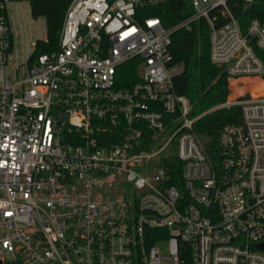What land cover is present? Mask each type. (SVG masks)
<instances>
[{"label": "built area", "instance_id": "2783aa9c", "mask_svg": "<svg viewBox=\"0 0 264 264\" xmlns=\"http://www.w3.org/2000/svg\"><path fill=\"white\" fill-rule=\"evenodd\" d=\"M168 1L71 0L57 49L36 53L45 36L24 57L15 11L32 0H0V264H264V19L244 29L240 0L144 15ZM200 19L212 63L249 89L193 114L171 45ZM235 105L212 157L196 124Z\"/></svg>", "mask_w": 264, "mask_h": 264}, {"label": "trees", "instance_id": "16d2710c", "mask_svg": "<svg viewBox=\"0 0 264 264\" xmlns=\"http://www.w3.org/2000/svg\"><path fill=\"white\" fill-rule=\"evenodd\" d=\"M71 0H32L31 12L37 18L46 19L48 41L39 43L36 53L49 52L57 49L61 28L66 10ZM232 8L239 17L244 29L253 18L264 19V0H254L251 8L246 12L245 3H232ZM144 15H159L165 25L170 26L193 12L191 0H170L162 5L149 8ZM258 53L264 57V51ZM171 52L173 61L184 64L182 73L174 78L177 92L187 95L193 105V114L204 112L209 105L221 102L226 98L220 96V89L228 85V71L226 67H219L210 58L209 25L205 19L194 23L193 29L177 30L173 34ZM125 81L119 80L121 87H127L137 80V61L125 62L119 67ZM263 83L254 90L262 92ZM242 121L241 106L219 108L202 116L196 130L206 145L210 155L215 156L218 149V137L222 128L229 123Z\"/></svg>", "mask_w": 264, "mask_h": 264}, {"label": "rangeland", "instance_id": "374dc122", "mask_svg": "<svg viewBox=\"0 0 264 264\" xmlns=\"http://www.w3.org/2000/svg\"><path fill=\"white\" fill-rule=\"evenodd\" d=\"M15 23L17 25V29L22 34L19 35L20 43H19V54L24 57L31 53V41L37 38H44L47 36V28H46V20L45 17L39 16L35 18L31 14V6L29 3L19 4L18 9L15 11ZM228 82H230L228 80ZM227 82V83H228ZM232 82V81H231ZM233 81V83H229L225 87L221 88L220 96L226 98L228 96H242V94L246 93V79L242 82ZM131 187V185H129ZM164 247V244L161 245Z\"/></svg>", "mask_w": 264, "mask_h": 264}, {"label": "water", "instance_id": "95a60500", "mask_svg": "<svg viewBox=\"0 0 264 264\" xmlns=\"http://www.w3.org/2000/svg\"><path fill=\"white\" fill-rule=\"evenodd\" d=\"M248 6H249V5H247V7H248ZM257 247H259V248H264V242L257 244Z\"/></svg>", "mask_w": 264, "mask_h": 264}, {"label": "crops", "instance_id": "0c3cea01", "mask_svg": "<svg viewBox=\"0 0 264 264\" xmlns=\"http://www.w3.org/2000/svg\"><path fill=\"white\" fill-rule=\"evenodd\" d=\"M242 83H243V80L241 81ZM230 83H232V82H230ZM228 84H229V82H228ZM245 83H243V85H244ZM249 89V85H248V87L246 88V91ZM246 91H243V92H246ZM236 96H239V95H236ZM235 95L234 96H232V97H236ZM229 97V96H228Z\"/></svg>", "mask_w": 264, "mask_h": 264}]
</instances>
